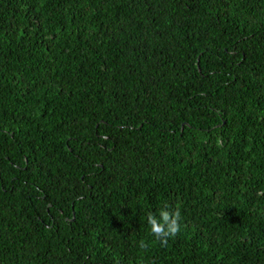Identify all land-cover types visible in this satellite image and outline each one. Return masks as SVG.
Here are the masks:
<instances>
[{
	"label": "trees",
	"instance_id": "obj_1",
	"mask_svg": "<svg viewBox=\"0 0 264 264\" xmlns=\"http://www.w3.org/2000/svg\"><path fill=\"white\" fill-rule=\"evenodd\" d=\"M0 264H264V0H0Z\"/></svg>",
	"mask_w": 264,
	"mask_h": 264
},
{
	"label": "clouds",
	"instance_id": "obj_2",
	"mask_svg": "<svg viewBox=\"0 0 264 264\" xmlns=\"http://www.w3.org/2000/svg\"><path fill=\"white\" fill-rule=\"evenodd\" d=\"M181 212L179 208L171 210L170 205L160 208L159 215L153 213L147 214V223L150 228V234L154 237V242L161 246L167 245L168 241L175 238L181 231ZM151 243L146 240H140L138 247L141 251H147Z\"/></svg>",
	"mask_w": 264,
	"mask_h": 264
}]
</instances>
